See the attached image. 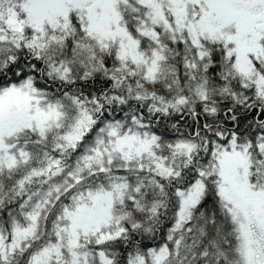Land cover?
Masks as SVG:
<instances>
[{"label":"snow or ice","instance_id":"obj_1","mask_svg":"<svg viewBox=\"0 0 264 264\" xmlns=\"http://www.w3.org/2000/svg\"><path fill=\"white\" fill-rule=\"evenodd\" d=\"M0 264H264V0H0Z\"/></svg>","mask_w":264,"mask_h":264}]
</instances>
